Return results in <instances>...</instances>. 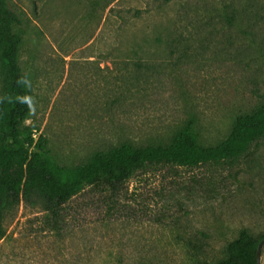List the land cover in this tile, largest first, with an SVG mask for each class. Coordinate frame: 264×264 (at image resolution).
<instances>
[{
  "label": "rangeland",
  "instance_id": "rangeland-1",
  "mask_svg": "<svg viewBox=\"0 0 264 264\" xmlns=\"http://www.w3.org/2000/svg\"><path fill=\"white\" fill-rule=\"evenodd\" d=\"M8 2L25 24L24 125L65 167L123 142L169 144L190 119L202 144H217L264 103V0ZM69 210L56 229L23 199L5 216L0 264L217 261L242 229L264 236V139L231 162L148 165Z\"/></svg>",
  "mask_w": 264,
  "mask_h": 264
},
{
  "label": "trees",
  "instance_id": "trees-1",
  "mask_svg": "<svg viewBox=\"0 0 264 264\" xmlns=\"http://www.w3.org/2000/svg\"><path fill=\"white\" fill-rule=\"evenodd\" d=\"M24 19L8 0H0V56L4 62L7 95L0 110V239L5 235L6 214L23 199H38L56 229L67 222L71 202L87 189L95 193L118 192L136 170L148 165L196 167L231 162L264 139V103L239 115L228 136L204 145L195 121L190 119L169 144L137 146L123 142L95 151L90 160L73 168L61 165L43 135L37 139L24 125L31 111L32 82L22 66ZM264 236L247 229L230 241L223 258L201 264H258L257 247Z\"/></svg>",
  "mask_w": 264,
  "mask_h": 264
},
{
  "label": "water",
  "instance_id": "water-1",
  "mask_svg": "<svg viewBox=\"0 0 264 264\" xmlns=\"http://www.w3.org/2000/svg\"><path fill=\"white\" fill-rule=\"evenodd\" d=\"M263 245H264V239H262L260 241V243L258 244V247H257V263L258 264H260V261H261Z\"/></svg>",
  "mask_w": 264,
  "mask_h": 264
}]
</instances>
